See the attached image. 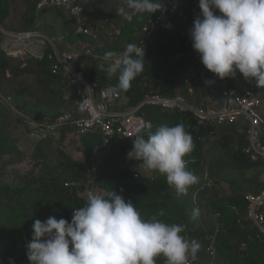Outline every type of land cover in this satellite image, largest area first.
I'll list each match as a JSON object with an SVG mask.
<instances>
[{
	"label": "trees",
	"instance_id": "16d2710c",
	"mask_svg": "<svg viewBox=\"0 0 264 264\" xmlns=\"http://www.w3.org/2000/svg\"><path fill=\"white\" fill-rule=\"evenodd\" d=\"M11 1L0 0V25H3L9 15ZM198 4L199 2L195 6L189 4L183 9L187 15L196 16L200 11ZM33 12L34 3H31L28 12L23 16V29L32 27L33 17L26 19V16L33 14ZM154 14H135L131 22L126 19V22L121 26L120 36L113 43L102 45L98 52L104 55L109 51L121 50L128 43H134L135 28L139 27L147 17ZM216 14L219 15L220 13L217 11ZM61 24L64 30H69L67 21L62 18ZM188 25L187 27L186 24L174 17L165 19V25L159 27L155 39L145 51L143 72L132 81V86L127 92H120L125 103L122 108L135 107L149 92L170 97L180 95L196 106H208L210 104L206 89L200 92L196 89L192 94H189L185 84L193 61H197L199 58L193 51L191 43L188 46L184 45V41L190 38L179 31V28L186 31V28L192 27V24L189 23ZM71 34H69L70 42L74 39H81V37H73ZM176 55L181 57L176 60ZM23 63L21 61L11 62L0 49L1 94L9 96L2 88L7 73L12 78L21 74H34L40 83L48 88L53 85L58 86L60 83L67 84L62 75L50 73L46 59L42 61L26 60ZM77 69L90 81L97 78L100 85L107 84L113 87L118 82V74L110 79L106 71L89 68L87 63L84 64L83 68L77 66ZM199 74L198 72L196 76L200 78V83L205 88L204 77H211V73H205L201 77ZM242 79L243 76L239 72L236 73L235 77L227 78L229 83L233 82L236 86L241 85ZM260 89L264 94V88ZM70 90V101L64 98L65 91L52 90L54 97H58L59 103L51 112L45 113L27 106L28 109L23 110V113L35 121H44L69 112L71 108H67L68 103H74L81 97L79 90L72 88ZM217 90L215 88L216 92ZM19 94L20 91H17L16 95ZM1 106L5 105L0 103V113L3 110ZM15 106L18 110H22L17 105ZM138 114L153 124L152 128L144 135L145 139H147L150 131L154 132L156 127L160 125L184 124L185 130L191 134L195 145L194 150L185 157L188 161L187 168L194 172L198 178L205 171L210 178L214 173L213 163L208 168L203 163L202 140L214 135L219 137L217 143L219 148L226 152L227 169L229 172L238 175L237 177L241 181L238 190L226 198L221 199L215 193L214 210L221 216V226L216 236L218 257L224 256L240 264H264V247L257 241L249 239V236L254 234V230L251 229L250 222L247 220V206L244 199L246 194H257L263 188V185L257 183V179L264 172V160H252L241 152L246 144L247 127L245 125H199L195 116L189 112L171 111L150 105L140 108ZM75 133L74 127L67 126L61 130L57 141L50 136L40 139L33 152L34 167L26 173L14 170L13 174L17 186L15 188H0L1 194H4L3 198L0 197V264H9L10 261L14 264H20L26 255L25 245L31 239L34 220L44 221L49 216H55L57 219L64 218L70 222L73 209L86 203V194L89 190H97L100 193L113 190L122 194L126 200L130 199L135 204L145 219H150L159 209H163L164 215L158 217L159 219L169 224L186 225V230L182 233L186 239L196 238L200 243H205L204 238L207 233L201 229L196 218H192V223H190L188 216L192 215V211L195 209L194 196L204 195L211 190L210 188L199 189L198 182L189 187L186 195L178 194L166 183L165 177L158 172L152 171L151 175L145 176L141 170L135 168L139 161L126 158L127 145L121 141L105 151L99 166H93L89 162V157L101 144L97 132L76 136L79 150L86 155V166H84L64 152L63 146H66L67 134L75 135ZM52 144L59 145V148L52 151ZM14 152H18L14 141L8 135L2 136L0 131V156L12 155ZM121 156L124 161L130 162L129 167H122ZM248 171H253L254 174L253 178L245 183L244 174ZM214 175L216 177L218 173ZM241 243L246 244L244 250H239ZM162 261L166 264L164 257H162Z\"/></svg>",
	"mask_w": 264,
	"mask_h": 264
},
{
	"label": "clouds",
	"instance_id": "9594fccd",
	"mask_svg": "<svg viewBox=\"0 0 264 264\" xmlns=\"http://www.w3.org/2000/svg\"><path fill=\"white\" fill-rule=\"evenodd\" d=\"M103 1L98 0L86 10L84 24L97 26L102 30L104 27H108L104 24L105 19H109V22L112 23L109 17H104L100 21L101 24H96L91 20L95 15L87 14L91 13L96 5L100 4L96 9L101 6ZM124 2L131 12L126 13L124 7H121L118 11L125 14V19L129 22L135 14H156L158 11H166L163 0H124ZM198 2L199 14L195 16L193 23L189 22L192 27L190 29L186 28V31H189L193 51L199 56L197 61L200 65L201 76L210 72L211 77L214 74L219 78V80H215L208 85L205 79L211 77H204L206 91L210 87L217 88L218 93L215 95L217 98L221 89L220 81L235 77L236 73L239 72L246 80L255 81V85L260 92L261 111L264 115V94L260 89L264 88V0H197L195 5ZM32 3H34V14L36 15L34 0ZM189 4L195 6L190 2L182 5V10H184V7H188ZM46 11H53L60 21L62 18L72 23L69 30L63 29L59 34L68 31L69 34L72 33L74 18H69L54 9L43 10L36 15V18ZM217 11L220 13L219 15L216 14ZM189 23L186 24L187 27ZM137 28H135L134 36ZM30 29L39 30L36 28ZM117 29L120 30L121 34V27ZM179 31L185 30L179 28ZM71 35L74 37L73 34ZM76 36L81 37L80 40L85 39L82 35ZM118 36L113 34L110 40H102L101 35L99 42L91 39L88 42L98 52L102 45L113 43ZM68 41L70 42L69 36ZM121 50L123 52L120 54L116 53ZM121 50L109 51L104 55L102 54V57H97L101 61L98 66H91L87 61L85 63L88 64L89 68L106 71L110 77L118 74L117 84L113 87L109 85L111 86L109 91L112 94H120V98L114 107L125 110L132 107L122 108L125 103L120 92H127L132 86V81L143 72L146 50L136 43H128ZM176 56V60L181 57L176 58ZM43 59H46V57L40 60H26L42 61ZM203 68L209 72H205ZM232 83H230V86H232ZM176 96L180 95L161 97L173 98ZM183 98L193 107H198L191 104L185 97ZM209 101L208 106L212 104L210 97ZM208 106L200 107L205 108ZM83 107L84 105L81 104V108ZM161 108L189 112L177 108ZM21 120L23 121V118ZM149 128H152L151 125H149ZM134 137L132 148L123 139L119 140L127 145V149L131 150L127 153V159L141 161V166L146 170L155 171L164 176L166 183L178 194L186 195L189 187L198 182L201 187L204 173L198 178L194 172L187 168L188 162L185 157L194 150L195 145L191 134L185 130L183 123H178L175 126L160 125L156 127L154 132L150 131L148 133L147 139L142 135ZM205 172L207 173V171ZM208 180L210 181L209 176ZM194 206L195 209H193L192 215L188 216L190 223H192V218L197 220L202 218L195 197ZM163 215L164 210L159 209L150 219H145L141 216L135 204L130 199L126 200L122 194H118L113 190L102 193L89 190L86 194V203L73 209L70 222L64 218L57 219L55 216H49L44 221L34 220L31 239L25 245V254L29 264H156L155 258L159 256L165 258L166 264H190L191 261H195L202 243L200 244L196 238H193V240L186 239L182 235L186 230V225L166 223L158 218ZM220 218L217 221L218 223ZM220 226L219 223V228ZM200 227L207 234L214 232V229L207 231L201 225ZM251 229L253 228L251 227ZM253 230L255 234L256 230ZM9 264H14V262L10 261Z\"/></svg>",
	"mask_w": 264,
	"mask_h": 264
},
{
	"label": "built area",
	"instance_id": "2783aa9c",
	"mask_svg": "<svg viewBox=\"0 0 264 264\" xmlns=\"http://www.w3.org/2000/svg\"><path fill=\"white\" fill-rule=\"evenodd\" d=\"M97 1L34 0L36 15L43 10L54 9L69 18H74L72 34L74 36L82 35L85 37L83 40L69 42V31L54 36L35 29L19 31L0 26V48L8 59L24 61L26 59L40 60L46 57L51 74L62 75L70 88L81 92L80 99L73 104L69 112L62 113L54 119L35 121L19 114L31 137L40 140L50 136L57 141L61 130L64 127L72 126L76 133L75 135L67 134V138L97 132L101 138L102 146L108 150L120 139H123L132 148L134 136H144L150 129L149 125L152 127L149 120L138 115L139 109L144 105H156L189 111L196 117L199 125H245L247 127L246 145L241 152L252 160H264V115L261 111L260 92L254 80L243 78L240 87L234 83L230 86L227 79L221 80L219 84L221 89L217 100L215 103L212 101V104L205 108L193 107L181 96L167 98L146 94L137 106L125 110L116 109L114 106L120 98V94H112L109 91L111 86L100 85L97 78L90 81L77 69V66L83 68L86 61L91 66H98L101 61L97 57L103 56L96 52L92 44L88 42L89 39L100 41V28L84 24L86 10ZM190 2L195 5L197 0H163L166 11H158L155 15L146 18L136 29L134 43L141 45L146 50L155 39L159 27L164 25L167 17H175L185 24L193 23L195 16H187L181 8L182 5ZM104 24L112 28L114 36L120 34V30L113 27L109 19H105ZM181 34H186L189 37V31H181ZM190 43V39L184 41L185 46ZM121 52L123 50L116 53L120 54ZM179 56L177 55L176 58ZM203 69L205 72H209L205 68ZM215 80H219V78L213 74L211 78H206L205 82L210 85ZM0 103L13 108L11 99L1 93ZM81 104L84 105L83 108H81ZM202 180L200 189L210 187L211 183L206 172H204ZM245 201L248 220L251 227L256 230V233L252 237L249 236V239L257 241L264 247V187L257 194H247ZM213 217L215 219L214 232L206 235L205 243H200L201 250L198 252L197 258L190 264H216L218 257L216 231L219 229L217 221L220 216L216 213ZM239 246L240 250H244L246 244L241 243Z\"/></svg>",
	"mask_w": 264,
	"mask_h": 264
},
{
	"label": "rangeland",
	"instance_id": "374dc122",
	"mask_svg": "<svg viewBox=\"0 0 264 264\" xmlns=\"http://www.w3.org/2000/svg\"><path fill=\"white\" fill-rule=\"evenodd\" d=\"M32 2L33 0H12L10 3L9 15L3 22L2 26L6 29L23 30V16L28 12V8ZM101 4L102 5L97 9L96 7L100 4L93 7L91 13H87L88 15H95L91 20L96 24H101L100 21L102 18L109 17L110 21L113 23V27L119 28L126 22V19L125 14L120 13L118 10L121 7H124L126 13L131 12V10L127 8L124 0H104ZM31 16L33 17L31 28H36L42 32L52 35H57L63 30L60 19L53 11L41 13L38 18H36V15L33 12V14L26 16V19H30ZM67 23V28H69L72 23L69 21ZM100 32V36L102 35V40H110L113 37V31L110 27H104L102 30L100 29ZM11 62L17 63L16 61ZM198 72L200 73V65L198 61H193V66L190 68L188 78L186 79L185 83L186 87H188L189 94H192L196 89H198L199 92L205 89L200 83V78L196 76ZM199 75L201 77V73ZM107 76L111 79L115 75L110 77L107 74ZM5 79L6 80L4 81L2 88L11 98L13 102V108L9 109L8 105L1 106L3 110H1L0 113V131L2 136L8 135L9 138L14 141V145L16 146L18 152H14L12 155L0 156V188H15L17 186V182L15 181L16 178L13 174L14 170H19L22 173H26L34 167L33 164H35V160L33 159V152L36 143L39 141L38 138H33L31 135H29L27 128L24 122L21 120L22 118L19 114H24L23 110H27V106L33 107L37 111H43L45 113L51 112L55 105L59 103L58 97H54L52 90L65 91L67 88L64 94V98H66L67 101L71 100V90L65 83H60L58 86L53 85L50 88L44 87V85L40 83L39 79L34 74H21L18 77L12 78L11 75L7 73ZM17 91H20L19 95H16ZM207 93L210 98L214 99L218 92L215 91V87H210L207 88ZM74 103H68L67 108H71ZM14 105H17L22 110H18V108H16ZM76 139L77 138L74 136H69L66 139V146H63L64 152L70 155L74 160L79 161L81 164L86 166V155L79 150V144ZM218 139L219 137L214 135L202 140L204 155L203 163L207 166V168L213 163L214 173H212L211 178L209 176L211 181V190L206 192L204 195L198 197L194 196L196 202L199 204V212L202 215V218L198 220V224L207 231H211L213 229V224L215 221L213 219V214L215 212V196L217 195V197L223 199L234 194L238 190L240 185L239 183L241 181L240 178L237 177L238 175L229 172L227 169L225 158L226 152L219 148L217 143ZM57 148H59V145L52 144V151H55ZM129 151L131 150H125V154H127ZM54 154H56V152H54ZM104 154L105 148H103L100 144V146L94 150L91 157H89L90 164L93 166H99V164L102 163ZM120 159L123 162L122 167L127 168L130 166V162L128 160L124 161L122 156ZM141 163V161H139V163L137 162L135 168L141 170L145 176L151 175L150 173H152V171L146 170L141 166ZM215 173H218V176L215 177ZM253 174V171L245 172V183L253 178ZM257 183L264 186V172L259 175ZM1 193L2 191L0 190V197L3 198L4 194ZM46 216H48V214H46ZM162 257L163 256L155 258L156 264L165 263L162 261ZM20 264H29L26 255ZM216 264L240 263H235L224 256H219L216 260Z\"/></svg>",
	"mask_w": 264,
	"mask_h": 264
},
{
	"label": "crops",
	"instance_id": "0c3cea01",
	"mask_svg": "<svg viewBox=\"0 0 264 264\" xmlns=\"http://www.w3.org/2000/svg\"><path fill=\"white\" fill-rule=\"evenodd\" d=\"M212 99V98H211ZM217 99H216V97H214V99H212V101L215 103V101H216Z\"/></svg>",
	"mask_w": 264,
	"mask_h": 264
}]
</instances>
